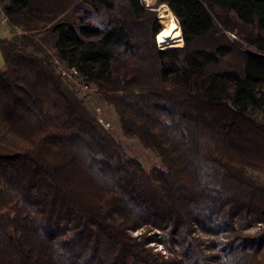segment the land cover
<instances>
[{
  "label": "trees",
  "instance_id": "1",
  "mask_svg": "<svg viewBox=\"0 0 264 264\" xmlns=\"http://www.w3.org/2000/svg\"><path fill=\"white\" fill-rule=\"evenodd\" d=\"M0 2V264H264V231L242 233L264 225L248 173L264 170V0H157L180 27L170 49L140 0ZM58 66L159 164L130 156Z\"/></svg>",
  "mask_w": 264,
  "mask_h": 264
},
{
  "label": "rangeland",
  "instance_id": "2",
  "mask_svg": "<svg viewBox=\"0 0 264 264\" xmlns=\"http://www.w3.org/2000/svg\"><path fill=\"white\" fill-rule=\"evenodd\" d=\"M152 10L156 13V18L159 26V31L163 29L164 25V17L162 14H160V11H157L158 6L155 5V7ZM168 9V8H167ZM170 12V11H169ZM164 14V13H163ZM172 16V17H171ZM165 17H168L165 15ZM170 18L168 20H174V16L171 14L169 15ZM10 25H4L0 26V39L10 37ZM219 28L221 26L219 25ZM222 29L223 34L229 40V42H239V33L237 30H226ZM19 33L21 31L19 30ZM42 33H39L41 35ZM158 35L155 36V38ZM182 40V36H181ZM178 46V47H177ZM183 46V40L182 43L179 45H176L174 48H179ZM3 61L0 55V67H2ZM57 73H59L66 85L72 89L76 95L83 101L84 106L86 107L87 111L97 120L98 124L111 136H113L117 141L121 142L124 146L127 153L139 160L142 165L149 169L152 166L159 164L158 157L155 156L154 153L151 151L145 150L141 144L136 139H126L122 136V133L120 131V128L118 126L117 122V116L113 110V108L107 104L102 99V94L98 89L95 88L93 85H85L81 78L77 77L72 71H68L62 66H58V69L56 68ZM249 175L252 176L254 179H257L259 181L264 182V170L260 169H250L248 171ZM264 231V225L262 224H253L249 226L247 229L242 230L243 235L246 236H255L258 233H261ZM143 233V231L136 230V231H130V235L133 237L140 236ZM158 234V233H157ZM195 236L199 239H202L203 241H218L221 240V238H216L213 236H206L202 233H200L197 229L195 230ZM224 241V239H222ZM221 240V241H222ZM153 252H157L159 254H162L164 257H167L169 254L166 252V250L163 248V246L159 243L152 242L148 245ZM207 252V251H206ZM211 253H215L214 250H211Z\"/></svg>",
  "mask_w": 264,
  "mask_h": 264
},
{
  "label": "bare ground",
  "instance_id": "3",
  "mask_svg": "<svg viewBox=\"0 0 264 264\" xmlns=\"http://www.w3.org/2000/svg\"><path fill=\"white\" fill-rule=\"evenodd\" d=\"M166 10L168 9L166 8ZM163 17V32L158 36V44L161 49H170L182 43L181 31L180 27L175 22H173L172 20H168V17Z\"/></svg>",
  "mask_w": 264,
  "mask_h": 264
},
{
  "label": "built area",
  "instance_id": "4",
  "mask_svg": "<svg viewBox=\"0 0 264 264\" xmlns=\"http://www.w3.org/2000/svg\"><path fill=\"white\" fill-rule=\"evenodd\" d=\"M12 0H4L3 4H7L10 5ZM143 7L148 9V10H156L153 9L155 7V5H157V0H140ZM158 9L157 11H159L162 7H166L168 8L166 5H157ZM4 25H8V21L7 18L5 16V14L2 11V4L0 2V26H4ZM15 31H17L19 33V29L13 27ZM156 45L159 49H161V47L158 44V41L155 39ZM262 117H264V115H262Z\"/></svg>",
  "mask_w": 264,
  "mask_h": 264
},
{
  "label": "crops",
  "instance_id": "5",
  "mask_svg": "<svg viewBox=\"0 0 264 264\" xmlns=\"http://www.w3.org/2000/svg\"><path fill=\"white\" fill-rule=\"evenodd\" d=\"M167 12H168L169 14H168ZM163 13H164V14H163ZM161 14H162L163 16H165V15H166V16H168V18H170V17H169V15H170V12H169V11H167V10H166V11H163ZM172 21H173V20H172ZM173 22H174V21H173ZM162 31H163V29H162ZM157 41H158V37H157ZM173 48H174V47H173Z\"/></svg>",
  "mask_w": 264,
  "mask_h": 264
}]
</instances>
